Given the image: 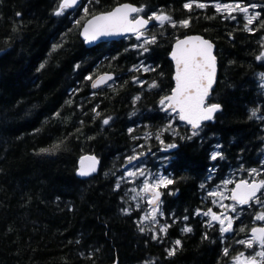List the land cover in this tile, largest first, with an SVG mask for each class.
I'll use <instances>...</instances> for the list:
<instances>
[{"label":"trees","instance_id":"1","mask_svg":"<svg viewBox=\"0 0 264 264\" xmlns=\"http://www.w3.org/2000/svg\"><path fill=\"white\" fill-rule=\"evenodd\" d=\"M123 1L144 7L145 16L164 12L174 21L188 19L189 26L153 20L145 34L157 39L145 45L147 51L134 36L86 47L79 36L84 20ZM182 1L83 0L58 16L61 0H0V264H231L239 253L253 251L237 241L248 239L255 225L264 226L254 220L264 207L237 206L230 215L238 217L234 230L223 236L203 212L217 210L206 188L232 170H240L236 179L264 178V0H237L256 5L260 16L249 26L253 31L245 30L239 11L220 16L196 2L188 10ZM189 33L211 39L218 59L208 102L221 110L196 136L159 105L173 85L171 44ZM140 58L154 71L141 72ZM103 70L118 76L94 91L86 77ZM153 81L159 87L149 88ZM169 144L175 149L162 152ZM142 151L139 159L153 153L148 162L174 180L163 208L164 235L158 224H141L120 180L126 158ZM87 152L100 159V167L81 178L77 163ZM213 152L221 155L212 160ZM251 168L261 176H250ZM186 226L192 231L183 232ZM177 239L181 244L168 256Z\"/></svg>","mask_w":264,"mask_h":264},{"label":"snow or ice","instance_id":"2","mask_svg":"<svg viewBox=\"0 0 264 264\" xmlns=\"http://www.w3.org/2000/svg\"><path fill=\"white\" fill-rule=\"evenodd\" d=\"M98 2V0H97ZM195 2V0H193ZM79 6V0H61L58 5V8L55 12V15H63L68 9ZM193 7L192 2H188L184 4V8L191 10ZM196 7L203 8L205 4L196 3ZM217 12L225 11L231 15L234 11H239L245 14V18L247 23L244 25L245 30L253 31L254 29L249 26L253 24L255 20H257L260 16V13H254L252 15H248L249 7H241L239 3L235 5L228 4H216L215 5ZM250 7L255 8L256 5H251ZM83 11L85 15L89 14V8L87 5L83 7ZM145 11L144 7L132 6L130 4H123L115 7L112 11L101 13L99 15H93L92 19L88 20L87 23L83 27L82 35L85 38L86 42H92L97 40L102 36H112V35H122L124 33H132L136 36L137 40H142V43L138 45L139 47L144 48L147 51L145 45L152 44L156 42V35H151L145 37L144 31L149 26L150 22L155 20L161 26L166 23H171L173 27L181 26L188 27L190 21L188 19H184L181 21H174L172 17L164 12H153L151 15L147 16V18L137 15L135 17L132 14H139ZM19 15V14H17ZM235 18V17H232ZM79 24V21H76ZM261 26L264 27V21H262ZM55 47V46H54ZM213 45L205 39L201 37H189L183 40H177L174 49L171 53L172 59L175 61V87L172 88L170 95L163 96L159 103L162 107L163 111L175 113L180 121H184L191 126L193 129L192 136L198 135V129H200L205 121H211L214 119L215 113L221 110V105L219 103H209V97L211 95L212 86L215 82L216 76V58L212 54ZM264 57V54H262ZM262 57H257L258 59ZM44 67L43 64L40 66ZM144 72L154 71V69L145 67L143 69ZM86 79L92 81V88H97L103 84H106L108 81L113 80L114 77L108 74L104 76H100L97 79L93 80L91 76L86 77ZM134 82L141 83L138 78H134ZM149 88H156L159 85L153 81L148 84ZM140 97H134V102L139 100ZM96 113V116H100V113L93 109ZM257 112L254 110L251 112V116L255 117ZM111 117L103 119V124H109ZM168 127H171L169 125ZM131 132L132 129H129ZM191 139V137H187ZM156 139H160V135L156 136ZM163 143V141H161ZM60 145L57 144L53 147V149H41V152H49L56 148H59ZM175 144L167 145V148H175ZM144 153H139L138 155H132L126 158L127 164L133 165L135 170L126 171L127 177L137 178V177H145V171L142 168H139L134 162L138 161L140 156H143ZM221 154L219 152H213L211 155L212 160H216ZM88 162L85 164V162ZM96 158L82 157L81 158V167L78 171L80 176H88L91 173L96 171ZM264 164V161L261 162ZM248 174L250 176L256 177L261 176V171L257 168H251L248 170ZM124 179V177H121ZM174 183L173 179H169L164 176H160L159 178L153 176L151 180L144 179L142 183V187H140L139 191L133 188L131 191L135 193L133 199L136 197H140L141 193L148 195L147 203L151 206V211L141 218V224L144 221L150 220L153 222V226L157 221V215H162V212H159L160 205V197L161 192L159 189L161 187H167ZM232 183V181L225 179L223 181V188H227L228 184ZM117 188H119L120 184L117 183ZM203 188L204 185L202 184ZM231 195L225 197L224 192L222 190L210 191L209 195L212 197L223 199H230L234 201V205H224L220 204L221 208H224L226 211L216 213L211 208L204 212V216H210L211 220L209 221V226L213 221L218 222L220 225V233L223 236L229 232H232L233 224L238 217L230 216L227 213H236L237 206H245L251 204H258L264 207V178L259 180L253 179L251 182L247 180H241L240 182L235 184V187L231 190ZM259 193V195H258ZM215 203V200L213 201ZM128 210L126 209L125 212ZM197 214H200L199 212ZM187 219V217H184ZM254 220L256 221H264V211L257 212L254 216ZM142 232L144 228L140 229ZM183 232H191V227H184ZM240 232H245V228L241 227L239 229ZM159 232L166 233L167 226H161L159 228ZM157 237L154 235L153 239ZM207 239V236L204 237ZM175 245L178 247L181 244V241L177 239ZM237 243L243 245L245 248L252 249L254 247H259V251H255L254 255L245 257L243 252L239 253L235 258V264H264V227H252L249 233V238L244 240H238ZM176 249L167 250L168 256H173L175 254ZM223 254L228 255V248H224ZM243 258V259H242Z\"/></svg>","mask_w":264,"mask_h":264},{"label":"rangeland","instance_id":"3","mask_svg":"<svg viewBox=\"0 0 264 264\" xmlns=\"http://www.w3.org/2000/svg\"><path fill=\"white\" fill-rule=\"evenodd\" d=\"M188 2H191V0H188ZM241 5V7H245L248 6L249 7V12L248 15H252L255 13V8L250 7L252 4H242L241 2H237ZM237 3H219V4H228V5H235ZM215 4H218V2H215ZM224 13H228L223 11ZM235 12H238L235 11ZM159 13V12H157ZM144 14V13H143ZM244 14V13H243ZM245 15V14H244ZM137 40V39H136ZM142 43V40H137L136 44L140 45ZM150 64L144 60V59H140L139 62V67L141 69V72H144L143 69L145 67L149 68ZM261 79L263 84H261L262 88L264 89V75H261ZM167 147V146H166ZM145 151H142L140 153H144ZM146 153V152H145ZM139 154V153H138ZM136 154V155H138ZM165 154V153H163ZM150 155L148 154L147 157H143L142 159H139L138 161L134 162L135 165H137L139 168L144 169L145 171V177H137V178H132V177H127L126 176V171L129 170H135V168L133 167V165H129L127 164L123 169L122 172L120 174V180H122V182L125 184V193L127 195L128 201L130 200L131 205L133 207H135V209L139 210L140 213V217H144L145 215H147L150 211H151V206L147 203L148 200V195L141 193V196H143V199H141L140 197H136V199H133V197L135 196V193H133L131 191V189L135 188L137 189V191H139L140 187H142V183L144 179H149L151 180L153 176L159 178L160 176H164L167 177L166 175V171L164 170V168L162 166L156 165V164H152L149 163L148 161V157ZM155 156V154H154ZM151 160L153 161H157L158 159L156 158H151ZM239 171L240 170H232L230 173L224 175L221 179L216 180L212 183V185L208 186L206 188V193L209 194L210 191H217V190H222L224 192L225 197L229 196V192L230 189L233 186L234 181L236 180L237 175H239ZM121 177H124V179H121ZM227 179L232 181V183L228 184L227 188H223V181ZM215 200V203L213 202ZM211 203L214 204L217 207V210H213L216 213H220L223 211H226L224 208L220 207V204L223 203L224 205H234V202L231 201L230 199H223L222 201L220 200V198H216V197H212L211 196ZM159 212H161V208L159 205ZM204 213V212H203ZM228 215H231V212L227 213ZM207 217V222H209L211 220L210 216H206ZM160 214L157 215V221L155 223V226L157 224L160 225ZM264 223V221H262ZM144 224L148 225V226H153V222L150 220H146L144 221ZM259 247H254L253 251L251 253H245V257L254 255L255 251H259ZM243 259V258H242ZM231 264H235V260H233L231 262Z\"/></svg>","mask_w":264,"mask_h":264},{"label":"water","instance_id":"4","mask_svg":"<svg viewBox=\"0 0 264 264\" xmlns=\"http://www.w3.org/2000/svg\"><path fill=\"white\" fill-rule=\"evenodd\" d=\"M82 1H83V0H79V4H80ZM123 4H130V5H132V6H137V7H138V5H137L136 3H133V2H130V1H123V2H121V3L116 4L114 7H112V8L109 9V10H106V11H100V12H96V13H94V14H91V16L88 17V18L82 23V25H81V27H80V29H79V36H80V38L83 40V42H84V44H85L86 47H94L95 45H97V44H99V43H101V42L119 41V40H121V39H123V38H125V37H127V36H129V35H133L132 33H124V34H122V35L102 36V37H99L97 40L92 41V42H86L84 36L82 35L84 25L87 23L88 20L92 19V16H93V15H99V14H101V13H105V12L112 11L115 7L120 6V5H123ZM74 8H76V7H74ZM74 8H71V9H74ZM140 16H142V15H140ZM150 23H151V22H150ZM149 27H150V24H149V26H148L147 28H149ZM143 31H144V30H143ZM189 37H201L202 39L208 40V41L213 45L212 54H213V55L215 56V58H216V76H215V82H214V84H213V86H212V90H213V88L215 87L216 81H217V77H218V64H217V57H216V54H215V43H214L211 39L205 37L204 35H202V34H200V33H189V34L183 35V36H181V37H178V38H176V39L173 41V43H172V45H171L170 51H169V53H168V58L172 61V64H173V72H172V79H173V83H174V84H173V88L175 87V80H174V76H175V61L172 59V57H171V53H172V51H173V49H174V46H175L177 40H183V39H186V38H189ZM105 74H108V75L113 76L114 79H115V77H116L115 73L112 72V71H103V72H100V73L96 74V75L93 76L92 78H93V80H95V79H97V78L100 77V76H104ZM114 79H113V80H114ZM113 80L108 81L106 84H108L109 82H111V81H113ZM91 85H92V81H90V86H91ZM104 85H105V84H103V85H101V86H99V87H97V88H92V86H91V89H92V90H97L98 88H101V87H103ZM171 90H172V89H171ZM211 93H212V91H211ZM170 94H171V91H170V93L165 94V95H170ZM165 95H163V96H165ZM163 96H162V97H163ZM162 97H161V98H162ZM161 98H160V99H161ZM215 115H216V113H215ZM215 115H214V116H215ZM178 119H179V118H178ZM179 121H180V120H179ZM180 122L183 123V124H185V125H187V126H189V127L191 128V126H190L189 124H187L186 122H184V121H180ZM207 122H209V121H205V122H203V123H207ZM191 129H192V128H191ZM173 149H174V148H173ZM89 156H92V157H95V158H96V161H97V163H96V171L93 172V173H91V174L88 175V176H80V175L78 174V171H79V169H80V167H81V158H82V157H89ZM87 163H88V162L86 161L85 164H87ZM99 167H100V159H99L95 154H93V153H91V152L84 153V154H82V155L80 156V158H79V160H78V163H77V175H78L79 177H81V178H87V177H89V176H92V175L96 174V173L98 172V170H99ZM241 180H247V179H237V180H235V182L233 183V187H232V188H234V187H235V184L238 183V182H240ZM252 180H253V179H252ZM252 180H247V181L251 182ZM257 180H259V179H257ZM159 191H160V190H159ZM230 195H231V191L229 192V196H230ZM160 200H161V197H160ZM231 201H232V200H231ZM233 202H234V201H233ZM234 203H235V202H234ZM245 206H246V205H245ZM254 227H264V226H263V225H255ZM108 264H119V263H118V261L116 260V261L111 262V263H108Z\"/></svg>","mask_w":264,"mask_h":264},{"label":"flooded vegetation","instance_id":"5","mask_svg":"<svg viewBox=\"0 0 264 264\" xmlns=\"http://www.w3.org/2000/svg\"><path fill=\"white\" fill-rule=\"evenodd\" d=\"M226 1L227 0H195V2L196 3H203V4H205V8L206 7H212V9L215 11V12H213V13H215V14H219L220 16H223V15H225V13L223 12V11H221V12H217V10H216V7H215V2H218V3H226ZM191 2L193 3V0H191ZM227 2H230V3H237V2H239V1H237V0H228ZM182 3L183 4H185V3H188V0H183L182 1ZM195 3V4H196ZM151 15V14H150ZM215 54H216V51H215ZM172 63V62H171ZM217 63H218V59H217ZM103 71H106V70H103ZM100 72H102V71H100ZM99 73V72H98ZM171 79H172V77H171ZM213 90H214V88H213ZM213 90H212V92H213ZM212 94V93H211ZM211 96V95H210ZM165 146V145H164ZM163 150H168V148H165V147H161ZM148 153H150V152H148ZM153 153H150L149 155H152ZM166 175H167V178H169V179H171V174L169 173V172H166ZM216 180H219V178L218 179H216ZM215 180V181H216ZM213 183V182H212ZM212 183H211V185H212ZM160 192H161V202H160V208H161V212L163 213L162 215H160V218H159V220H160V225L158 224V230H159V228L161 227V226H167V231L169 230L168 229V225H167V222H166V215H165V212H164V210H163V208H164V204H165V199H166V194H170V190H171V185H168L167 187H161L160 189ZM160 234H161V232H160ZM165 233H162V235H164ZM175 241H172L170 244H169V249H171V248H176L177 246L175 245V243H174Z\"/></svg>","mask_w":264,"mask_h":264},{"label":"bare ground","instance_id":"6","mask_svg":"<svg viewBox=\"0 0 264 264\" xmlns=\"http://www.w3.org/2000/svg\"><path fill=\"white\" fill-rule=\"evenodd\" d=\"M137 15H142L143 17L147 18V16H145V15H143V14H140V13H139V14H132L133 17H135V16H137ZM90 16H91V15H90ZM90 16H89V17H90ZM86 19H87V18H86ZM86 19H85V20H86ZM85 20H84V21H85ZM151 23H152V21H151ZM151 23H150V25H151Z\"/></svg>","mask_w":264,"mask_h":264}]
</instances>
